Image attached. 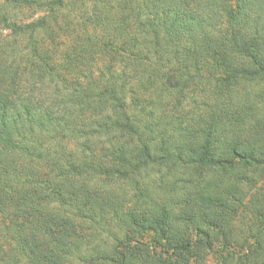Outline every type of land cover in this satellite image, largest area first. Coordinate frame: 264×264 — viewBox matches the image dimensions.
<instances>
[{
    "label": "clouds",
    "instance_id": "1",
    "mask_svg": "<svg viewBox=\"0 0 264 264\" xmlns=\"http://www.w3.org/2000/svg\"><path fill=\"white\" fill-rule=\"evenodd\" d=\"M109 7L97 20L87 0H64L63 8L35 0L31 18L21 16V27L43 19L49 27L37 35L51 30L60 39L65 25L92 17L96 47L94 58L79 62L50 48L49 70L30 50L0 42V110L11 122L0 136L33 146L41 137L36 119L52 117L65 158L87 170L89 190L113 194L97 185V169L120 178L123 223L108 213L109 264H264V0H111ZM10 11L0 0V14ZM201 229L212 235L211 250ZM152 240L164 251L192 248L169 259ZM76 243L71 264H89L99 241L88 234ZM0 244V264H29L23 246Z\"/></svg>",
    "mask_w": 264,
    "mask_h": 264
},
{
    "label": "trees",
    "instance_id": "2",
    "mask_svg": "<svg viewBox=\"0 0 264 264\" xmlns=\"http://www.w3.org/2000/svg\"><path fill=\"white\" fill-rule=\"evenodd\" d=\"M10 12L0 14V42L10 40L12 45L19 46L20 50L29 52L40 61L45 68L52 70L49 65L51 56L49 49L59 52L66 60L79 62L83 59L94 58L96 45L92 36L88 35L89 27L94 22L92 17L80 16L76 27L71 22L60 30V35L67 39H60L51 31H44L38 36L36 28L49 27L45 20L35 25L21 27L17 21L31 9L35 0H6ZM60 7H64V0H58ZM92 5L93 17L97 20L103 11H110L111 0H87ZM99 5H104L102 10ZM19 13V14H17ZM53 23L59 28V20ZM80 30L81 34H72ZM94 31V29H93ZM7 32V36L4 33ZM31 33V34H28ZM110 42L104 44L107 49ZM64 49L63 52H60ZM123 51V49H122ZM29 121L33 117L25 112ZM11 122L6 114L0 110V129L6 128ZM40 129V141L33 146L13 143L6 136H0V242L10 241L23 246L24 254L29 257V264H71V257L79 251L76 241L84 239L86 231L93 239L99 241L93 249L95 256L89 264H109L110 257L103 250L109 239H115L110 230L112 217L123 223L117 209L121 206L118 192V177L110 171L99 169L91 173L100 188L111 186L112 195L101 198L98 191H91L83 182L87 170L77 167L65 158L62 147L63 139H58V127L54 118L49 117L41 122L35 121ZM66 139V138H64ZM4 153H18L14 159L5 160ZM236 159H243L237 156ZM252 163H256L252 161ZM220 166H228L220 165ZM232 199L240 202L239 196ZM215 206L224 207V202L214 200ZM137 224L136 219H131ZM211 227V225H210ZM144 231L145 229H141ZM150 230V228L148 229ZM200 235L208 241L209 250L212 249L211 233L200 230ZM155 248H160L164 256L171 259L173 256L183 258L189 253L192 244L178 243L169 251H164L157 240H152ZM2 246V244H0ZM225 250L231 247L228 241L224 242ZM81 261L82 257H79ZM223 259V257H221Z\"/></svg>",
    "mask_w": 264,
    "mask_h": 264
},
{
    "label": "rangeland",
    "instance_id": "3",
    "mask_svg": "<svg viewBox=\"0 0 264 264\" xmlns=\"http://www.w3.org/2000/svg\"><path fill=\"white\" fill-rule=\"evenodd\" d=\"M33 14H34V13H33ZM25 17H26L27 19H30V18H31V16L28 15V13L25 14ZM5 34H7V32L4 33V36H5ZM86 233L89 234V231H86Z\"/></svg>",
    "mask_w": 264,
    "mask_h": 264
}]
</instances>
